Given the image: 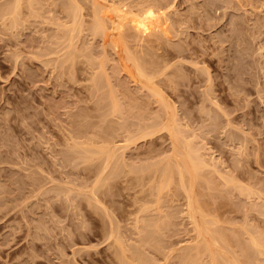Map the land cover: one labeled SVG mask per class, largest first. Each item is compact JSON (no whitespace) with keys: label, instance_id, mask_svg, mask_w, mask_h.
Here are the masks:
<instances>
[{"label":"rangeland","instance_id":"rangeland-1","mask_svg":"<svg viewBox=\"0 0 264 264\" xmlns=\"http://www.w3.org/2000/svg\"><path fill=\"white\" fill-rule=\"evenodd\" d=\"M16 1L0 0V264H193L212 223L219 264H264V0H108L164 11L141 36L108 28L118 43L94 0Z\"/></svg>","mask_w":264,"mask_h":264},{"label":"bare ground","instance_id":"bare-ground-1","mask_svg":"<svg viewBox=\"0 0 264 264\" xmlns=\"http://www.w3.org/2000/svg\"><path fill=\"white\" fill-rule=\"evenodd\" d=\"M19 0H17L16 2H18ZM78 1V0H77ZM15 2V3H16ZM73 2H74V0H73ZM92 2H94V3H92V4H95V6L93 5V8L94 9H96V10H94L95 12L93 13V19H94V22H93V30L95 31V30H99L100 32H102V35H104V36H108L107 34H110L109 32H108V30H110V29H108V28H111V32L112 31H115V32H112V33H116L115 35L116 36H118V38H119V40H121L120 39V34H121V32H123L122 30L124 29V26H126L127 24H132V27L134 28V30L137 32H134V33H136V35L138 34V36H141V35H143V32H144V30L146 29V28H149L150 27V24H152V23H159V17H160V15L164 12L163 10H162V12H160L161 10H159V11H156V9H154L153 7H152V4H151V6L150 5H147V6H145V7H142V8H140L139 7V9H137V11H135V12H133L130 8H128V7H125L124 8V6H118V5H115L113 2H109L108 0H94V1H92ZM70 3V2H69ZM8 4H10V3H8ZM19 4V3H18ZM73 4V3H72ZM76 4V3H75ZM10 5H12V4H10ZM71 6V5H70ZM77 6V5H76ZM96 6H97V8H96ZM131 6V5H130ZM13 9L15 8V7H18V6H11ZM156 7H157V4H156ZM71 8H73V5L71 6ZM159 8V7H158ZM16 10H17V8H15ZM14 9V11H12L11 13L13 14V12H14V14H16V13H18V12H16V10ZM159 9H161V8H159ZM7 11H11V10H7ZM18 11V10H17ZM77 10H75L74 9V12H76ZM73 12V13H74ZM9 14V13H8ZM13 14V16H15ZM11 15V14H10ZM94 15H95V17H94ZM3 16V15H2ZM74 16L76 17L77 15H75L74 14ZM73 16V18H75ZM15 18V17H14ZM15 21V20H14ZM123 28V29H122ZM93 30H91V31H93ZM131 31V30H130ZM110 34V35H113V34ZM131 34H132V32H131ZM115 35H113L114 37H115ZM121 35H123V34H121ZM137 36V37H138ZM109 37V36H108ZM110 37H112V36H110ZM117 37H115L114 39L115 40H117L116 39ZM110 40H112V39H110ZM109 40V41H110ZM119 40H117V43L119 42ZM108 41V40H107ZM112 42V41H111ZM115 42V41H114ZM138 42V41H137ZM114 44H116V43H114ZM125 44V43H124ZM127 44V43H126ZM118 45V44H117ZM136 45V44H135ZM141 45V44H140ZM116 46V45H115ZM114 46V47H115ZM126 46V45H125ZM138 46V45H137ZM126 48H127V46H126ZM129 48V47H128ZM140 48H141V46H140ZM127 51H129V49L127 50ZM134 54V53H133ZM131 57V56H130ZM130 59V58H129ZM131 59H134L135 60V57H134V55H133V57L131 58ZM137 59V58H136ZM138 60V59H137ZM136 61V60H135ZM137 62L138 61H136V64H137ZM135 63V62H134ZM139 63V62H138ZM141 63V62H140ZM139 63V64H140ZM138 65V64H137ZM137 65H135L136 66V69H137V73H138V75H142V74H144V72L142 71V67H140V68H138V66ZM142 65V64H141ZM130 66V65H129ZM136 71V70H135ZM99 87V86H98ZM109 94V93H108ZM113 97V96H112ZM115 100V99H114ZM113 100V101H114ZM115 102V101H114ZM114 102H112L113 104H117L116 102L114 103ZM121 105H119L118 104V106L117 105H114V110L115 109H117L118 107H120ZM122 107V106H121ZM121 109V108H120ZM104 111V110H103ZM119 111V110H118ZM113 114H115V112L113 113ZM123 124V123H122ZM143 132V131H142ZM189 146V145H188ZM102 150V149H101ZM189 151H191V153L192 152H194V151H192V150H189ZM195 153V152H194ZM188 154V153H187ZM196 154V153H195ZM194 154V155H195ZM110 155V154H109ZM185 155V154H184ZM193 155V156H194ZM197 155V154H196ZM109 157V156H108ZM107 157V158H108ZM197 156H195L194 158H196ZM106 158V159H107ZM108 160H109V158H108ZM195 160L196 161H198L199 159L198 158H196V159H193V160H191V161H193L195 164L194 165H196V164H198V162H200V161H198L197 163L195 162ZM117 164V163H116ZM167 164V163H166ZM169 164V163H168ZM200 164H202V163H200ZM194 165H192V166H194ZM203 165V164H202ZM159 166V165H158ZM191 166V168L190 169H192V168H196L197 166H195V167H192ZM200 166V165H199ZM114 167V166H113ZM161 167V166H160ZM164 167V166H163ZM177 167V166H176ZM179 167V166H178ZM164 168H167V167H164ZM163 168V169H164ZM199 168V167H198ZM163 169H162V171H163ZM169 169H172V167L171 168H168V170ZM187 170H188V172L189 173H191V171L188 169V166H187V168H186ZM193 169V170H194ZM112 170H113V168H112ZM195 170H197V169H195ZM195 170L194 171H192L193 173L195 172ZM166 171V170H165ZM170 171V170H169ZM183 170L182 169H179L177 172H179V174L182 176L183 175V172H182ZM168 172V171H167ZM163 173H164V171H163ZM162 173V174H163ZM171 173H173V170H172V172ZM171 173L169 174V172H168V175H171ZM201 173V172H200ZM110 174V173H109ZM161 174V175H162ZM197 174V173H196ZM196 174H194V175H196ZM164 175V174H163ZM166 175V174H165ZM190 175H192V173L191 174H189L188 176H190ZM172 176V175H171ZM180 176V177H181ZM197 176H199V174L197 175ZM161 178V177H160ZM159 178V179H160ZM164 178V177H163ZM169 178V177H168ZM182 178H183V176H182ZM193 178H194V176H193ZM172 179H168V181H167V183L169 182V181H171ZM160 183L158 182V184H163L162 182V178L160 179ZM160 185V187H162ZM161 190V188L159 189V190H157L158 192L157 193H159V191ZM191 190V189H190ZM186 192V191H185ZM246 192V191H245ZM212 198V197H211ZM190 198H188V200H189ZM191 200V199H190ZM187 204V203H186ZM187 206V208H188V214L189 213H191V215H190V217H192V215H193V217H194V219L195 220H193L192 218V220H193V223L196 221L197 223H199L200 221H198L199 220V218L198 217H196L197 216V214H200L199 212L201 211V210H197V208L194 210V208H193V206H191V204L188 202V204L186 205ZM199 208V207H198ZM203 209V208H202ZM197 210V214L195 215V214H193L195 211ZM203 213V214H202ZM201 214L203 215V216H205L204 215V212H201ZM206 214V213H205ZM207 215V214H206ZM199 216H201V215H199ZM203 216H201V217H203ZM196 217V218H195ZM204 218H206V217H203V219L201 218L200 220H201V222L202 221H204L203 223L204 224H206V225H208L207 223H205V221H212V220H210V219H205L204 220ZM208 218V217H207ZM213 221H214V219H213ZM196 223V226L197 225H199V224H197ZM211 223V222H210ZM215 223V222H214ZM204 224H200L201 225V227L200 226H198L196 229L199 231V233L203 230V227H202V225H204ZM195 225V224H194ZM210 226L212 225L213 226V223L212 224H209ZM195 226V227H196ZM210 226H205V232L204 233H206L207 234V238H205L206 236L204 235V233H203V235L204 236H202L200 239V241H202L203 239V237H204V241H202L201 243H198L199 244V246L197 245V250L195 249V251H197L198 253H200V254H197V255H195V257H201V256H203L202 258H204V255H207V254H205L204 252H208V255L207 256H209L208 258L209 259H207V264H219V260L220 259H218V257L220 256L221 257V254L222 255H225V254H223V252L225 251H223V252H221V254L220 253H218L219 254V256H218V254L217 253H215L214 251H213V246L215 245L216 246V243H217V240H216V237H218V236H216V237H214L215 236V234L213 235V236H211V232H210V230L211 231H214V229L212 230V229H210L209 227ZM211 226V227H212ZM214 228H215V226H214ZM210 229V230H209ZM203 232V231H202ZM217 232H219V231H215V233H217ZM198 233V232H197ZM259 233V232H258ZM248 234H249V232H248ZM200 235H201V233H200ZM200 235H198L199 237H200ZM217 235H219V234H217ZM251 234H249V236H250ZM197 236V237H198ZM220 236V235H219ZM235 236V235H234ZM262 236V235H261ZM210 238H212L213 240V243H211V240H209ZM219 238V237H218ZM220 238H221V236H220ZM197 239V238H196ZM199 239V238H198ZM198 239H197V241H198ZM221 239H223V238H221ZM260 239H256V237H252L251 238V245L253 244V247H256L257 248V250H258V253L259 254H263L264 253V246L262 245V243H261V241H259ZM196 240H195V242H197ZM194 242V243H195ZM193 243V242H192ZM218 243H220V242H218ZM212 244H214L213 246H212ZM219 245V244H218ZM221 246V245H220ZM252 247V248H253ZM216 247H214V249H215ZM217 248H218V246H217ZM220 249H222L221 247H220ZM224 249H226V248H224ZM256 250V251H257ZM189 252V251H188ZM218 252H220V251H218ZM202 253H203V255H202ZM257 253V252H256ZM189 254H191V252H189ZM193 254V253H192ZM228 254V253H227ZM227 254H226V256L224 257L223 256V258H225V259H227L226 257H230V255L229 256H227ZM246 254V253H245ZM199 255V256H198ZM250 255V254H249ZM256 255V254H255ZM189 256H194V255H189ZM259 256H261V255H259ZM186 257H187V255H186ZM191 258L192 260H196L195 262H192L193 264L194 263H197V264H201L202 262H200L199 263V261L197 260V259H199V258ZM249 257V256H248ZM257 257V256H256ZM263 257H264V254H263ZM188 258V257H187ZM201 258V260H203ZM223 258H221V259H223ZM235 258V257H234ZM234 258H232L231 257V259L229 260V262L228 261H226L225 260V262H222V263H228V264H237L236 262H234L235 260H233ZM250 259V258H249ZM228 260V259H227ZM236 260H238V257H237V259ZM247 260V259H246ZM230 261H233V262H230ZM239 261V260H238ZM244 261V260H243ZM242 261V263H244ZM241 261H239V263H240ZM205 263V264H206ZM257 263V262H256ZM190 264V263H189ZM258 264V263H257Z\"/></svg>","mask_w":264,"mask_h":264}]
</instances>
